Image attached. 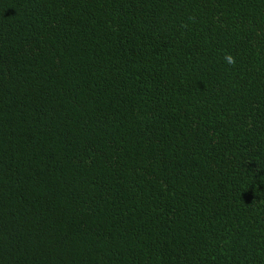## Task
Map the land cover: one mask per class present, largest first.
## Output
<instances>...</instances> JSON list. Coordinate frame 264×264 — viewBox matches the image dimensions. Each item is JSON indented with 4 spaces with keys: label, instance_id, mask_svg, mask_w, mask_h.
Segmentation results:
<instances>
[{
    "label": "trees",
    "instance_id": "16d2710c",
    "mask_svg": "<svg viewBox=\"0 0 264 264\" xmlns=\"http://www.w3.org/2000/svg\"><path fill=\"white\" fill-rule=\"evenodd\" d=\"M0 264H264V0H0Z\"/></svg>",
    "mask_w": 264,
    "mask_h": 264
},
{
    "label": "clouds",
    "instance_id": "9594fccd",
    "mask_svg": "<svg viewBox=\"0 0 264 264\" xmlns=\"http://www.w3.org/2000/svg\"><path fill=\"white\" fill-rule=\"evenodd\" d=\"M225 61L226 63L230 64V65H235V57H233L231 54H227L225 56Z\"/></svg>",
    "mask_w": 264,
    "mask_h": 264
}]
</instances>
